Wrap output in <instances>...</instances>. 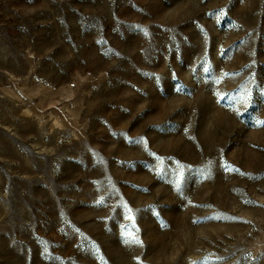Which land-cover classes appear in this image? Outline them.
<instances>
[{
    "label": "rangeland",
    "instance_id": "1",
    "mask_svg": "<svg viewBox=\"0 0 264 264\" xmlns=\"http://www.w3.org/2000/svg\"><path fill=\"white\" fill-rule=\"evenodd\" d=\"M0 264H264V0H0Z\"/></svg>",
    "mask_w": 264,
    "mask_h": 264
}]
</instances>
